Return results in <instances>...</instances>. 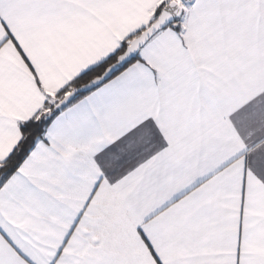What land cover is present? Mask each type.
<instances>
[{
    "label": "snow or ice",
    "instance_id": "1",
    "mask_svg": "<svg viewBox=\"0 0 264 264\" xmlns=\"http://www.w3.org/2000/svg\"><path fill=\"white\" fill-rule=\"evenodd\" d=\"M0 264H264V0H0Z\"/></svg>",
    "mask_w": 264,
    "mask_h": 264
}]
</instances>
